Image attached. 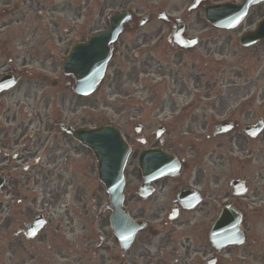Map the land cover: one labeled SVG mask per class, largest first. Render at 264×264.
I'll return each instance as SVG.
<instances>
[{"label":"flooded vegetation","instance_id":"af4514ba","mask_svg":"<svg viewBox=\"0 0 264 264\" xmlns=\"http://www.w3.org/2000/svg\"><path fill=\"white\" fill-rule=\"evenodd\" d=\"M178 1L155 0L143 16L132 15V22L124 27L119 39L127 38L132 41L131 46L141 48L155 43L164 45L165 51L158 56L171 59V64L181 63L183 57L188 60L196 49H184L181 45H189L187 39L194 37L192 32L202 18L198 15L190 20L189 5L188 12L179 13ZM206 1L199 0L198 7L202 5L203 9ZM193 3L195 0L191 1ZM116 4L128 9L130 0H0V74H18L22 78L20 82L27 80L29 92L37 88L39 83L34 79L38 76L54 83L52 75L32 71L37 55L47 53L46 48L38 46V39L44 32L57 28V19L62 22L64 39L68 42L84 40V25L89 22L94 26L93 32L107 30V17ZM142 19L145 20L143 26L140 25ZM115 49V58L120 64H139L138 76L153 75L151 71L158 74V57L135 53L119 55L118 44ZM204 50L207 54L210 52L209 48ZM41 64L44 69L45 61ZM117 71L120 75L123 73L120 68ZM63 85L69 88L67 82ZM63 85L56 86L55 93ZM14 90L0 95V105H5V98ZM125 111H128L125 120L128 127L123 135L126 140H134L128 144L131 156L140 160V167L132 174L139 180L138 184L130 185L129 190L125 188L124 205L130 218L145 222L146 228L137 234L129 250H122L121 242L111 231L110 221L104 219L102 202L92 190L93 180L86 188L76 180L77 175L89 179L97 172V163L89 153L83 158L90 164L83 165L80 158L87 149L60 127L62 122L74 126L75 109L69 107L64 111L63 108L55 113L47 110L40 117L42 124H37L39 131L43 129L41 135L31 133L29 148L22 145L20 149L25 154L16 155L15 159L25 164L22 171L27 173L31 170L30 161H34L35 166L45 163L50 169L48 178L58 177L59 181L60 191H56L55 182L48 180L44 192L50 196L58 192V197L78 198L88 189L94 194L90 200L81 198L82 207L75 216L71 213L74 206L66 203L57 220L53 215L50 218V210L55 211L58 200L54 205L42 200L40 210L32 214L30 206H36L27 202L31 195L15 188L12 198L31 216L24 215L17 228L23 257L20 264H59L58 258L63 264H77L75 250L85 253L83 264H264V130L255 138L245 132L246 128L264 120V116L254 119L251 96L232 94L136 101L123 104L118 114ZM33 124L34 118L30 117L19 125L17 131L22 129L19 139ZM222 124L228 125L227 129H220L226 132L215 135L217 126ZM154 151L163 153L168 167L162 168L169 172L149 182L144 165L150 157L156 158ZM39 152L42 153L37 157ZM170 158L176 163L169 162ZM36 216L47 225L35 240H29L24 230ZM221 219H225L224 225L218 223ZM216 224L220 230L238 227L237 236L227 242L211 238ZM77 226L80 239L74 234ZM73 237L83 245L77 246Z\"/></svg>","mask_w":264,"mask_h":264},{"label":"rangeland","instance_id":"374dc122","mask_svg":"<svg viewBox=\"0 0 264 264\" xmlns=\"http://www.w3.org/2000/svg\"><path fill=\"white\" fill-rule=\"evenodd\" d=\"M191 1L179 0L176 2V5L180 7L179 13H185V8ZM217 1L220 3H238L241 0ZM211 2L213 1H207V3ZM154 4L155 0H130L128 7H131L129 9H132L131 11L137 15H142L147 9L152 8ZM114 8L117 11L122 7H118L116 4ZM201 10L202 8L199 7L191 14L192 18L190 20H195L198 15L202 18L201 22L195 25L197 29L192 32L195 36H200L202 43L189 60H183L182 63L177 65L171 64V59H163V55L158 56L159 53L163 54L165 51L164 47L153 49V45V47L145 46L141 48V51L137 52L139 45L131 46V40L124 37L120 38L118 43L119 55L134 53L154 55L158 57V62H160L157 69L158 74L155 71H151L153 75L145 74L139 77L136 75V72L139 73L138 63L123 62L120 64L118 59H113V62L107 68V75L102 87L91 97L74 95L72 91L70 92L63 85L68 80L62 74V62L69 53L70 47L76 43L73 40L65 41L62 22L57 19L55 21L58 22L57 28L53 29L52 32H44L42 37L38 39V46L46 48L45 51L47 53L37 55L36 60L32 63L34 64L32 71L41 72V75H52L55 77V82H46L43 76H38L34 79L35 82L39 83L37 88L29 92L27 91V82L23 81L17 86L18 88L15 91L9 94V97L5 98V106L0 105V173L6 177L8 183L0 195V264H19L20 258H23L21 250L16 245L18 240H14L12 235L19 227L21 218L24 215L27 216V214L24 207H19L17 199L12 198L15 188L31 195L27 202L35 203L36 206H30L33 210L32 214L40 210L39 205L42 200L51 201L53 205L55 200H58L59 204L55 211L50 210V213H52L50 218L53 215L54 219L57 220L59 219V212L64 210L63 206L66 203H71L74 206V210H71V213L75 216V213L78 214V210L82 207V199L90 200L94 193L98 194L102 202V211L107 201L105 190L97 179L96 173L90 175L89 179L80 177V175L76 176L78 184L83 188L91 186L90 180H93L92 190L94 193L88 189L85 191L84 196L63 198L58 197L60 195L58 192H55L53 196L44 192L50 179L53 183L55 182L56 191H60L59 181H57L58 177L48 178L47 170L50 169L45 166V163L42 162L39 166H35L34 161H30L31 170L29 173L22 171V167L25 164L22 161L13 160L12 157L16 153L25 154L24 151L19 150L17 145L23 143L22 139H19L22 129L18 131L17 129L19 125L26 122L30 117L34 118V124L30 127L26 137L31 132L41 135L43 129L39 131L37 124H42V118L40 117L47 110L55 113L63 108L66 111L69 107L75 109L77 116L75 124L77 126L88 125L94 127L113 123L123 126L122 132L124 134L125 128L128 127L125 125L128 111H125V115H122V122L121 118H117V113L118 109H120L119 106L125 102L168 100V98H185L189 97V95L219 96L221 94L225 97L232 94L250 95L254 98V119L258 116H264V103H262L264 101V42L251 48H244L239 45L240 37L255 29L260 20L264 18V3L251 9L248 18L238 29L229 31L217 30L205 23ZM38 18H36V21L39 23L41 19ZM93 27L92 22L84 25L86 30L84 39H87L94 31ZM59 39L63 41L59 42ZM81 40L79 38V41ZM203 48H209L210 53L207 55ZM148 51L151 52L148 53ZM158 59H155V61ZM43 60L46 64L44 69L41 64ZM118 68L123 72L122 75L117 71ZM121 83H125L123 87L120 86ZM61 85H63V88L58 93H55L56 86L60 87ZM62 101L64 107L62 106ZM47 114L49 115L48 112ZM7 117L10 120L7 121ZM128 141L130 144L134 142L131 138ZM29 146L30 144L27 148ZM41 153L39 152L36 156H40ZM87 154H89V151L84 150L80 162L83 165L87 162L86 166H89V160H84L83 158ZM133 172H138L136 158L134 157L129 160L125 172L127 190H129L130 185H136L139 182L132 175ZM33 200L36 201L33 202ZM103 216L106 221L109 220V212H104ZM27 218H31V216H27ZM74 234L77 239H80L79 226H77ZM6 238H9L10 242L13 241L15 243L10 251L7 250L8 247L4 241ZM73 238L77 246L83 245L81 241H77L75 237ZM40 247L42 248L43 246ZM84 254L81 250L74 251L73 255L77 264L84 263ZM58 260L59 264H63L62 259L58 258ZM64 263L67 264V262Z\"/></svg>","mask_w":264,"mask_h":264},{"label":"water","instance_id":"95a60500","mask_svg":"<svg viewBox=\"0 0 264 264\" xmlns=\"http://www.w3.org/2000/svg\"><path fill=\"white\" fill-rule=\"evenodd\" d=\"M264 0H243V3L228 4L217 7H206L204 14L210 24L216 28L235 29L248 15L252 6H257ZM111 30L94 35L87 44L80 45L71 51L69 58L63 67L65 74L73 76L75 85L73 90L79 95H90L100 85L105 75L106 66L112 57L113 43L121 32L122 25L129 21V15L125 13L114 14L110 17ZM264 40V20L254 32L244 35L240 44L251 47ZM15 83L14 78L6 77L0 80V89H7ZM255 126L250 130L258 129ZM252 131V133H253ZM82 145L90 148L98 160V178L104 184L109 195L108 207L114 214L111 217L115 232L121 236L124 247L131 245L137 230L140 227L135 224L129 226L126 211L123 209V172L130 152L117 128L105 126L94 131L73 132ZM162 163L159 164V167ZM160 170V169H158ZM4 185V179L0 176V190Z\"/></svg>","mask_w":264,"mask_h":264}]
</instances>
